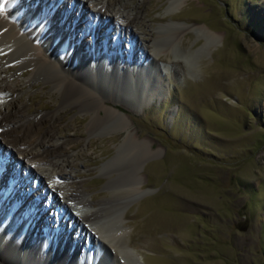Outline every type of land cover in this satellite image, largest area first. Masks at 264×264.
<instances>
[{"label": "rangeland", "instance_id": "1", "mask_svg": "<svg viewBox=\"0 0 264 264\" xmlns=\"http://www.w3.org/2000/svg\"><path fill=\"white\" fill-rule=\"evenodd\" d=\"M65 1L66 7L54 15L61 23L68 19V24L63 22V31L78 49L75 63L81 71L94 62L101 72H110L114 66L120 72L127 61L125 78L134 82L135 89L142 84L149 90L150 65L158 70L155 78L162 91L152 100L136 93L133 86L120 87L117 93L106 88L115 95L104 94L111 100L117 97L114 100L119 102L131 129L161 150L141 165L146 193L124 200L122 226L128 239L127 257L134 264H264V0H188L171 14L170 0H123L128 8L120 9V13L133 10L139 28L149 29L150 34L193 27L176 47L180 56H188L193 74L182 63L174 62L172 54L155 56L149 44L152 35H143L134 28L136 37L126 35L120 41L118 20L115 28L100 24L103 36L95 41L96 45L88 44L86 32L93 24L73 13V3ZM113 1L117 8L119 0ZM54 2L46 0L40 8L32 3V11L50 12ZM202 26L217 32L220 38L209 42L197 29ZM133 37L138 40L136 47ZM113 58L123 63L115 65ZM7 66L13 70L20 65ZM96 76L99 85L108 84L105 73ZM20 80L25 83L20 96L29 105L30 116L58 107L59 93L43 79L27 84L25 77ZM5 100L0 96V101ZM51 124L44 122L38 135ZM88 124V113L69 107L54 128L58 139L69 142L60 150L59 158L72 162L67 170L74 179L62 182L68 189L82 187L90 199L99 201L110 190V177L102 169L124 149L121 143L126 134L110 126L89 136ZM74 130L79 132L74 135ZM2 151L0 154L5 156ZM8 165L22 179L19 186L27 180L24 188L27 184L39 187V177H29L28 166L13 167V160ZM129 174L124 180H132L133 173ZM118 180L123 181L121 176ZM4 186L9 188L8 177ZM23 195L29 194L26 191ZM41 204L46 207V201ZM47 219L59 232V240L48 231H38L36 239L47 251L41 253L42 263L57 264L56 256L69 254L68 247H76L78 236L70 225L60 231L53 217ZM29 247L35 246L30 243ZM94 249L102 254L96 245ZM80 256L70 254L66 264L73 259L89 264L84 253ZM0 264L8 263L0 257ZM100 264L113 263L108 257Z\"/></svg>", "mask_w": 264, "mask_h": 264}, {"label": "bare ground", "instance_id": "2", "mask_svg": "<svg viewBox=\"0 0 264 264\" xmlns=\"http://www.w3.org/2000/svg\"><path fill=\"white\" fill-rule=\"evenodd\" d=\"M45 1L0 0V7L3 8L0 12V96L3 100L9 97L8 100L0 101V151L2 149L1 153L5 154V156L0 154V220H4L3 224H0V257L8 264L14 262L44 264L41 261V253L47 251L45 246H39L40 239H36V235L38 231H48L51 237L56 236L59 240V232L57 233L48 223L47 218L53 217L54 224L60 231L70 225L73 233L78 236L76 247H68L69 254L64 252L56 256L57 264H66L70 254L79 257L83 253L85 262L89 264L92 260L94 264H100L107 261L108 257L113 264H134L126 254L128 239L126 234H123L122 226V220L126 215L123 213L124 200L133 195L140 196L146 193L140 176L141 165L148 157L157 156L161 150L155 149L149 141L140 139L141 136L131 129L124 112L119 108V102L114 100L117 97L111 100L104 95L110 92L114 96L122 90L120 87L133 86L134 82L125 78L124 67L128 66L127 61L124 62L125 66L120 72L117 66H114L110 72L109 70L101 72L100 67L94 62H90L81 71L75 63L78 49L70 43L68 35L63 31V22L68 24V19L66 17L61 23L54 15L66 7V1L55 0L52 5L55 10L51 9L50 12L40 10L37 14L32 11V3L40 8ZM187 1L170 0L169 14ZM113 2V0H70V3H73V13L81 16L87 23L93 24L92 28L95 27L94 30L91 28L92 30L86 32L88 40L85 41L88 44L92 42L96 45L95 41L103 36L104 30L100 24L106 23L108 28L113 26L115 28L117 25L115 20H118L121 22L117 25L120 41H124L126 35H137V30L142 31L143 35H152L149 44L152 45L155 56H160L164 52L172 54L174 62L182 63L188 73H194L188 56H180L176 50L177 44H182L192 26L174 27L166 32L159 31L156 35L150 34L149 29L139 28L138 16L133 17V10L125 15L120 13V9L128 8V3L119 0V6L116 8ZM74 26L79 27L78 24ZM134 28L137 30L135 31ZM197 29L209 42L214 43L220 38L217 32L206 26ZM135 37L132 42L136 47L138 40L135 41ZM162 39L166 41L163 44ZM113 49L118 53L117 47ZM148 57L151 58L147 54ZM113 59L115 65L123 63L118 61V58ZM10 63L20 66L10 70L7 66ZM87 72L89 76L86 75ZM104 73L109 81L101 80L108 81V84L99 85L100 80L96 75L101 76ZM119 73L121 74L117 75ZM150 73L151 89L148 90L149 86L142 84L137 85L136 89L133 86L136 93L146 95L147 101L154 99L162 91L160 81L155 78L156 74L158 77V70L154 65H150ZM21 77L27 79L26 84L34 83L36 79H43L46 85L59 93L58 107L46 113L30 116L27 110L29 105L24 103L20 96L21 87L25 85L20 80ZM69 107L88 113L89 136L110 126L115 128V131L126 134L121 143V148L124 149L102 169L106 170L105 174L110 177L109 195L102 200L90 199L80 186H73L74 189L69 188V190L67 183L62 182L64 179H74L67 170L72 162L69 159L59 158L60 150L69 142L57 138L54 126ZM46 121L52 124L38 135V130ZM74 132L76 135L79 131L74 130ZM7 158L9 161L13 160V167H18L20 164L28 166L29 177L32 175L39 177V187L33 188L32 185L27 184L24 188L27 180L19 186L18 183L22 179H18L20 177L16 170L8 165ZM45 165L50 168H35ZM130 172L133 173L132 180H124ZM120 176L123 181L118 180ZM5 177H8L9 188L4 186ZM21 191H27L29 195L24 196V192L22 194ZM44 201H46L45 208L41 206ZM56 211L59 215H56ZM30 243L35 247L30 248ZM95 245L102 254H99L98 250L99 253L95 252ZM108 246L109 250L106 252ZM33 252H38L39 255L36 256ZM28 255L33 259H27L25 256ZM71 264H79V262L73 259Z\"/></svg>", "mask_w": 264, "mask_h": 264}, {"label": "snow or ice", "instance_id": "3", "mask_svg": "<svg viewBox=\"0 0 264 264\" xmlns=\"http://www.w3.org/2000/svg\"><path fill=\"white\" fill-rule=\"evenodd\" d=\"M3 11V8L2 7H0V12H2Z\"/></svg>", "mask_w": 264, "mask_h": 264}]
</instances>
